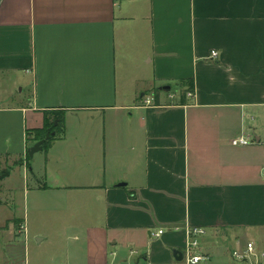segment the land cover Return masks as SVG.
<instances>
[{
  "label": "crops",
  "instance_id": "crops-1",
  "mask_svg": "<svg viewBox=\"0 0 264 264\" xmlns=\"http://www.w3.org/2000/svg\"><path fill=\"white\" fill-rule=\"evenodd\" d=\"M196 227L264 252V0H0V264H185Z\"/></svg>",
  "mask_w": 264,
  "mask_h": 264
},
{
  "label": "built area",
  "instance_id": "built-area-1",
  "mask_svg": "<svg viewBox=\"0 0 264 264\" xmlns=\"http://www.w3.org/2000/svg\"><path fill=\"white\" fill-rule=\"evenodd\" d=\"M219 55V52L217 50H213L209 56L211 59L217 58ZM193 93L190 92L188 93V96H192ZM150 102V100H148ZM254 141V139L250 138L248 135L243 134L238 138H234L232 140V144L235 146H246L251 144ZM163 233V230H160L159 234ZM206 231L203 228H187V235H188V240H187V245L183 253V258L185 261V264H203L207 263L211 260V256L207 253H201L197 250V247L199 246V241H198V236L205 234ZM136 250H132V253H135ZM234 258L240 261H250L252 263L250 264H255L253 263L254 260H258L259 257H264V252L258 253L256 246L253 242H249L247 244L246 249L241 250H235L233 252Z\"/></svg>",
  "mask_w": 264,
  "mask_h": 264
},
{
  "label": "trees",
  "instance_id": "trees-1",
  "mask_svg": "<svg viewBox=\"0 0 264 264\" xmlns=\"http://www.w3.org/2000/svg\"><path fill=\"white\" fill-rule=\"evenodd\" d=\"M182 85L186 87L187 90L183 93L181 97V103L184 104L186 103V96L188 92H194L195 90V83L193 80H189L187 82H182ZM45 114V125L41 129H33V130H28L27 136H28V142L29 145L31 144V138L35 136L36 139H41L44 138L45 135L47 134L48 131L54 132L58 129H61L64 125V112L58 111V110H53L49 111L46 110L44 112ZM55 120H58V124L55 125ZM50 140H47L44 144V146H47L50 144ZM6 174H2V178L5 177Z\"/></svg>",
  "mask_w": 264,
  "mask_h": 264
},
{
  "label": "water",
  "instance_id": "water-1",
  "mask_svg": "<svg viewBox=\"0 0 264 264\" xmlns=\"http://www.w3.org/2000/svg\"><path fill=\"white\" fill-rule=\"evenodd\" d=\"M166 88L169 89L170 86H167ZM57 124H58V120L55 122V125H57ZM54 134H55V132L48 133L45 138L37 141L35 144L30 146L28 148V155L31 158H33L36 153L43 150L44 143ZM119 185H125V184L121 183ZM174 256L177 260H182L183 259V252L179 249H175L174 250Z\"/></svg>",
  "mask_w": 264,
  "mask_h": 264
},
{
  "label": "rangeland",
  "instance_id": "rangeland-1",
  "mask_svg": "<svg viewBox=\"0 0 264 264\" xmlns=\"http://www.w3.org/2000/svg\"><path fill=\"white\" fill-rule=\"evenodd\" d=\"M128 0H118V3H119V5H123L125 2H127ZM173 90H176L175 88H173ZM170 91V90H169ZM168 91V92H169ZM18 157H19V155H18ZM15 159H18L17 158V156L16 157H14ZM18 182V181H17ZM35 182V181H34ZM7 197V196H6ZM37 241V238H33L32 240H31V243L33 242V241ZM43 248H47L48 249V245L47 244H45L44 246H43Z\"/></svg>",
  "mask_w": 264,
  "mask_h": 264
}]
</instances>
